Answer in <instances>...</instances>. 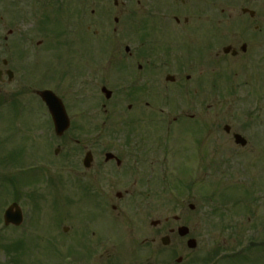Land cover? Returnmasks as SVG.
Returning <instances> with one entry per match:
<instances>
[{
    "label": "rangeland",
    "instance_id": "374dc122",
    "mask_svg": "<svg viewBox=\"0 0 264 264\" xmlns=\"http://www.w3.org/2000/svg\"><path fill=\"white\" fill-rule=\"evenodd\" d=\"M61 1L35 0L33 4H21L19 0L17 3V6L21 7L19 10L27 15L25 24L33 34L31 36L33 39L32 73L31 78L27 79V85L19 86L21 90L28 87V92H25L22 98L9 99L10 94L5 95L4 93L0 96V101L4 99V96H8L5 99L6 102H0V217L4 207L6 206V209L9 203L11 204V200H16L15 192L20 188V191L24 193L31 192L36 195V199L34 203L26 196H24L25 199H22L24 193H21L20 196V200L24 203V210L29 215H33V226L30 229L25 226L15 231L13 229L5 230L3 223L0 224V244L11 245L15 241H22L20 247L22 250L14 255L5 252L2 249L3 246L0 245V264H69L65 260V256H68L69 253L78 259L77 261L72 259L71 264H78V261L81 262L83 259L85 251L83 246L79 247L81 240L78 235L83 232L84 223L90 218L91 211L100 214L97 216L98 225L104 224L105 218V223L109 226L125 224L126 220H129L127 217H117V213L103 212L100 203H98V208L95 206L90 210L91 202L84 200L85 197L80 196L83 194L78 193V190L73 188L74 186L70 188V185L66 181L63 182L61 178L70 174L90 184V172L78 164L82 154L79 152L80 149L75 148V141L79 140L82 146H91L90 139L92 137L88 138L86 134L80 132L92 131L91 129L96 123H102L100 120L105 119L104 113L111 115L108 121L109 127H122L126 116L138 107H141L140 112H145V114H159L160 109L163 108L162 114L157 115V118L161 120L167 118L175 121L177 118V122H179L178 119L181 117L199 114L194 123L201 122L202 119L205 123L207 122L209 136L206 144L208 143L209 165H205V167H208L209 177L206 185L201 184L204 169L201 161L197 163L193 160L188 162L178 160L177 170L183 179L187 178L190 170L192 172V167H194V176H197L198 179L196 185L192 184V187L187 189L185 185L191 184V179L188 183L182 181L183 179L177 180L181 179V175L179 176L175 167L167 162V165L164 166L166 172L163 171L165 176H162L165 177L164 181L169 180L172 183V187L177 190V193L173 192L177 195L168 194L163 188L165 182L162 180L156 199L147 201L152 204L156 203L157 211L145 212L147 220L145 224H150L153 220L164 222L166 219L172 220L175 216L182 215L183 223L190 229L191 236L197 240L196 249L190 250L186 246L184 251H178L177 259H183L180 264H190L196 259L195 264H204L207 261L203 262L202 259L214 257L220 246L227 249V253H232L235 252L239 244L247 245L249 237L255 236L261 239L264 236L262 229L256 230L252 234L248 232V229L257 220L264 219V202L257 205L255 215L249 217L242 215L241 220L235 218L234 224L236 223L238 226L237 231L230 230L227 226L222 233L218 232V228L213 224L216 218L212 215L210 221L207 222L209 218L204 214L206 211L212 210L216 196L222 201L221 203H226L224 213H229L232 216L239 211L240 197L236 189L237 186L230 183L241 182L244 185H249L253 180V189L264 188V85L260 86V84L250 81L248 77L251 73L240 76L241 78L245 76L244 84L241 78L235 75L236 61L228 57L222 61L221 65L215 66V70L213 68L205 70L204 68L201 73L186 71V74L191 75L193 80L203 76L205 83L202 88L195 87V84L192 87L185 84L182 88L178 85L166 86L164 81L161 82L160 93L156 90L157 92L155 91L153 94L157 98L156 101L160 100L162 101L160 104H163L164 98H170L177 99V102L182 104L180 106L183 109L176 113L173 112L171 116L167 115L168 108L160 104L155 106L154 101L149 99L134 104L133 101L127 99L122 80L123 73L120 71L122 68L118 67L120 63L110 53L103 57L104 48L100 46L101 39L108 32V22L106 23L99 13L108 6L104 10L107 13L108 9L110 10L109 7L113 6L112 1L78 0L82 2L79 6L84 7V10L87 11V19L82 23V26L77 19L74 21L78 9L71 11V8H67L66 13H62V10L58 9ZM0 3L1 13L10 10L11 0H0ZM92 10L97 11L94 17L91 15ZM105 16L112 21L110 17L117 16V14H109V16L106 14ZM79 32L83 35L79 36ZM64 33L71 34V36L76 33L78 46L86 52L90 51L92 40L82 38V36H92L99 41L96 51L98 63L93 65L91 72L88 68L81 67L85 51L81 52V54L83 53L79 58L81 64L77 66V70L72 72L74 81H76L73 88L68 85L73 82L69 78H65L61 65L62 52L64 51L62 43H69L59 37ZM225 38L228 41L229 37L225 36ZM76 48V46H72L73 51ZM75 56H73L74 59ZM213 64L215 63L213 62ZM246 82H248L247 85ZM103 86L114 93L109 101H106L101 94ZM29 87L33 88L32 91ZM46 88L53 90L63 99L69 109L72 121L71 129L62 141L60 153L55 158L48 156L45 152L50 150L53 140L48 135L50 131H47L46 108L35 94V91ZM219 92L220 95H218ZM76 97L78 100L74 99ZM148 102L151 103L150 108L146 106ZM130 105L132 106L131 110H129ZM144 121L147 123V118ZM162 125L164 126V124ZM187 125H189L188 120ZM225 125H229L233 131L247 134L250 141L249 146L245 149L236 146L231 136H229L230 139L224 133ZM176 127L178 126H173L174 135L170 145L173 148L171 151H180L178 158H181L182 151L188 149V152L190 151L193 158L197 160L202 150V142H196V140L200 135L199 138L203 141L202 132L192 133L188 126L186 128L188 133L183 135L180 131H175L181 127ZM197 143L200 146L196 149L194 146L198 145ZM71 155L76 158L64 162L65 157ZM175 156L172 159L174 163ZM32 158H34L33 164H31ZM35 158H43L47 162L45 163V180L42 178V168L34 166L37 160ZM43 181L45 184H42ZM63 183L66 184V188L68 187V191L65 190ZM28 185H31V188ZM204 188L216 195H210L207 200L202 191ZM82 191L83 187L80 185V192ZM116 191L121 192L119 185ZM211 199L213 200L211 201ZM113 203L118 205L122 201L114 200ZM142 203L143 206H146V200L141 201ZM126 204H122L123 207ZM244 204L248 209L249 202L245 201ZM189 205L195 206L194 211L190 210ZM35 207L37 208L35 209ZM221 211L223 212V209ZM109 214L112 216L107 217ZM207 224H209L208 229ZM63 226L69 227L66 234L62 233ZM76 228L78 229L77 236L74 235ZM256 248V251L252 250L243 256L235 255L222 260H220L222 256L216 257L215 263L212 262L213 259L211 263L264 264V251L261 252L259 246ZM218 260H220L219 263Z\"/></svg>",
    "mask_w": 264,
    "mask_h": 264
},
{
    "label": "flooded vegetation",
    "instance_id": "af4514ba",
    "mask_svg": "<svg viewBox=\"0 0 264 264\" xmlns=\"http://www.w3.org/2000/svg\"><path fill=\"white\" fill-rule=\"evenodd\" d=\"M20 1L21 4H31L32 0ZM111 1L114 7H109L107 15L117 16L110 17L112 21L107 18L108 32L100 41V46L104 48L102 55L105 57L104 55L110 53L120 63L118 67L122 68L127 99L134 104L149 99L154 101L155 106L159 105L162 101H156L157 98L153 94L156 90L160 93L159 88L163 81L166 86L178 85L182 88L185 84L188 87L195 84V87L202 88L205 83L203 76L193 80L186 71L201 73L204 68L215 70L214 67L221 65L228 57L236 61L234 68L239 78L242 74L251 73L248 77L250 81L264 85V0ZM17 3L19 0H11L10 10L3 13L0 11V95L4 93L11 96L21 91L19 86L27 85V79L31 78L32 73L33 34L25 24L27 15L19 10L21 7H18ZM78 17L81 20L87 19V12L80 10ZM225 36L229 37L228 41ZM75 37L69 46L74 45L77 48L74 51L68 49L69 54L62 55L61 65L64 70H77V66L81 64L79 58L85 50L78 46V36ZM82 38L92 40L90 51L84 52L81 66L91 72L93 65L98 63L96 51L99 41L92 36ZM241 81L245 84V76ZM7 97L4 96L3 100ZM164 101V107L172 112L183 109L177 99L165 98ZM146 106L150 108L151 103L148 102ZM131 108L130 105L129 110ZM140 109L141 107H138L127 115L119 128L109 127L111 115L104 113L103 127L89 131L92 137L91 146L76 147L82 154L78 164L90 172V184L70 174L61 178L63 182L69 180L71 187L74 186L78 193L83 194L81 197L91 202L90 210L95 206L98 208L100 203L103 212L110 211L117 213V217L129 218L125 224L110 226L105 223V218L104 224L98 225L97 216L100 214L91 211L90 218L84 223L83 232L78 235L81 240L79 247L83 246L85 250L83 259L78 261V264H178L183 262L182 258L177 259L178 251H184L188 241L193 238L191 232L185 237L178 233L180 227L187 226L183 223L182 215L175 216L172 220L166 219L164 222L154 220L145 224V212L157 211L156 203L147 201H154L153 198L159 194L158 187L161 181L165 180L164 166L170 162L179 174L178 160L188 162L194 158L188 149L183 150L180 154L182 157L178 158L180 151H171L173 147L163 144V136L171 131L165 126L167 120L157 118L163 108L159 114H145L140 112ZM197 115L199 114L184 117L178 126L181 128L175 131L186 135V128L189 126L192 133L202 132L203 141L199 138L200 135L198 136L203 143L198 163L201 161L202 167L204 165L201 184L206 185L209 177L208 167H205L209 165L208 143L206 144L209 130L204 119L194 123ZM146 118L147 123L144 121ZM223 131L226 136H231L234 144L236 135L244 137L239 138V141L246 145L235 144L236 146L242 149L249 146L247 134L232 129ZM199 146L198 144L197 147ZM174 156L175 163L172 161ZM73 158L76 156H66L64 162ZM191 179L194 184L198 183L197 176H192ZM80 185L83 187L82 192ZM118 185L121 192L116 191ZM243 189L240 190L239 196L246 198L239 203L240 209L236 216L243 213L255 215L258 202L252 194L264 198V188ZM208 190H202L207 198ZM114 200L122 203L114 204ZM144 200L146 206L141 204ZM245 201L249 202L248 209ZM122 204L126 205L123 207ZM228 227L237 231L238 226L235 223ZM263 228L264 219L257 220L248 231H264ZM77 230L76 228L75 236ZM224 230L226 229H222L221 233ZM163 240L168 244L164 245ZM240 246L241 244L237 247Z\"/></svg>",
    "mask_w": 264,
    "mask_h": 264
},
{
    "label": "water",
    "instance_id": "95a60500",
    "mask_svg": "<svg viewBox=\"0 0 264 264\" xmlns=\"http://www.w3.org/2000/svg\"><path fill=\"white\" fill-rule=\"evenodd\" d=\"M40 96L49 105V107H50V109H51V111L54 114V117L56 119L57 126L61 130L67 129L68 120H67V117L65 115L64 108H63L62 104L60 103V101H58V99L51 92H45V91L41 92ZM237 142H239V141L237 140ZM5 220H6L7 224H9V223H14L16 225L20 224V222H21L20 210L16 204L13 205L12 208L7 211L6 216H5ZM186 233H187L186 228L180 230L181 235H185ZM189 245H190V247H194L193 242L189 243Z\"/></svg>",
    "mask_w": 264,
    "mask_h": 264
}]
</instances>
